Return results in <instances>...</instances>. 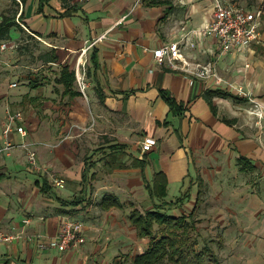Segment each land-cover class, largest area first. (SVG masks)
I'll use <instances>...</instances> for the list:
<instances>
[{"label": "crops", "instance_id": "obj_1", "mask_svg": "<svg viewBox=\"0 0 264 264\" xmlns=\"http://www.w3.org/2000/svg\"><path fill=\"white\" fill-rule=\"evenodd\" d=\"M162 1L50 0L42 12L39 0L24 3L25 24L58 60L27 67L17 96L7 97L0 85V146L13 145L0 157V230L13 236L0 241V264H133L149 239L130 222L131 203L142 212L161 203L149 191L158 172L167 177L166 201L183 197L178 205L191 211L199 199L195 217L203 237L220 229L218 264H264V118L255 111L256 103L264 109V13L251 46L221 53L216 39L200 32L216 0ZM102 34L85 55L87 97L76 78L78 94L63 95L61 66L75 70L81 49ZM171 41L191 66L214 61L221 80L159 63L153 49ZM13 50L1 55L0 80L15 91L19 84H10L23 71ZM160 90L171 92L181 110H172ZM10 103L14 112L24 109L17 124L26 135L15 128L3 135L9 117L3 124L1 107ZM146 136L157 143L144 152ZM107 195L121 206L105 208ZM67 218L82 222L78 246L42 248Z\"/></svg>", "mask_w": 264, "mask_h": 264}, {"label": "built area", "instance_id": "obj_2", "mask_svg": "<svg viewBox=\"0 0 264 264\" xmlns=\"http://www.w3.org/2000/svg\"><path fill=\"white\" fill-rule=\"evenodd\" d=\"M85 1V0H83ZM263 2L264 0H258V4L255 7H247L237 3H225L221 0H216L215 10L210 22L200 28L206 36H212L218 43V48L221 53H227L234 49H244L252 45L254 41L260 36V24L263 16ZM22 13L17 15V22L24 27V29L30 34L38 37L34 34L19 17ZM105 34L100 35L96 39L90 41L84 48L81 49L80 57L75 67V78L79 90L84 97H87L86 87L87 81L83 68L86 63V53L91 49L98 41L102 40ZM18 43L16 41L3 40L0 42V61L2 53L8 49H16ZM153 55L159 63H167L170 68L183 71L188 76L196 79L208 80L215 78L218 81L221 80L218 75V71L215 62L210 60L205 63H195L191 66V62L184 56L181 51L178 41H171L164 43L155 49H153ZM17 82H12L10 86L16 87ZM238 93L247 96L242 88H238ZM256 114L260 118H264V109L259 103H256ZM23 114L21 111L14 112L9 115V122L3 130V135L8 137L9 133L15 128L17 132L22 135H26L27 131L23 125H18V121H21ZM157 141L152 136H146L142 141V150L144 152L149 151L156 145ZM12 143L7 140L3 146H0V157L4 150L11 148ZM23 146H27L24 144ZM29 163L36 165L37 158L36 153L33 150H28ZM54 182L57 185L62 186L63 179L54 177ZM29 219H25L27 223ZM82 229V222L73 218H67L61 222L59 233L49 239L42 241L40 246L42 248H58L61 251L76 248L81 241L80 231ZM13 239L12 235H7L0 230V241H10Z\"/></svg>", "mask_w": 264, "mask_h": 264}, {"label": "trees", "instance_id": "obj_3", "mask_svg": "<svg viewBox=\"0 0 264 264\" xmlns=\"http://www.w3.org/2000/svg\"><path fill=\"white\" fill-rule=\"evenodd\" d=\"M23 1L24 3L26 2V0ZM49 1L50 0H39L38 11L42 12L43 7L45 4H48ZM144 1H146L145 4L147 5L163 2L162 0ZM237 4L240 3L237 2ZM257 4L258 0H255L253 5L246 6L252 8ZM17 25H19V23L16 21L15 15L13 17H2L0 20V42L3 40L17 42V40L11 36L12 29ZM30 35L34 38L32 34ZM40 59L44 62H57L58 55L52 49L42 54ZM91 61L93 64L97 65L95 54L91 56ZM74 81V70H70L68 65L61 66L58 82L63 85V95L74 96L78 94L74 88ZM129 93L131 92L129 91L126 94ZM209 93L229 96V93H224L219 90H211ZM160 94L172 110H181L180 103H177L171 92L160 90ZM241 160L244 159L241 158ZM149 191L151 196L160 199L161 203H155V206L147 209L145 212L140 211L131 203L132 208L129 212L130 222L135 226L138 236L149 239L148 247L143 253L134 257L133 264H189L191 259L192 264H205L207 258H209L212 264H218V254L210 244H204L200 248L198 247V233H201V231L198 229L199 221L196 219L195 214L199 199H197L194 207L188 214H184L183 212L176 215L174 211L171 212L170 206L178 205V201L183 197H178L176 201H166L164 199L167 195V177L163 172H158L154 175V180L149 187ZM199 195L200 193L198 196ZM102 204L105 208L121 206V203L111 195L105 196ZM194 233H196V235H194ZM199 239H201L200 236ZM216 240H218V238H216ZM215 242L217 244V241ZM220 244L221 243H218L217 247H219Z\"/></svg>", "mask_w": 264, "mask_h": 264}, {"label": "rangeland", "instance_id": "obj_4", "mask_svg": "<svg viewBox=\"0 0 264 264\" xmlns=\"http://www.w3.org/2000/svg\"><path fill=\"white\" fill-rule=\"evenodd\" d=\"M234 1H236L240 4H243V5H249V6L253 5L255 2V0H234ZM60 2H61V4L62 3L72 4L75 2V0H60ZM23 3H24L23 0H0V20L4 16L13 17L14 15H15V19H16L17 15L20 13V10L22 8V13H21L19 19H20V21H22L25 24V22L23 20V18H24L23 17V15H24L23 14V10H24V8H23L24 4ZM13 37L17 40L18 46L15 50H13L14 54L11 57L13 58L14 62L19 65L20 70L23 72L21 73L22 76L18 80L19 85H18L17 89H15V91L11 90V88L8 86V83L0 80V85H2V87H6L8 89V91L6 93L7 97H12V96L14 97V96H17L19 94V92L22 90V87H24L25 84L27 83V81L25 79V74L27 73L26 72L27 67H30V66L40 67V66H42L40 56L43 53H45L44 48L42 46V42L33 38L24 29V27H22L20 24L13 28ZM8 68H10V67H8ZM0 70H1V68H0ZM3 71L5 73L6 72L9 73V70L5 71L3 69ZM15 80L16 79H11V81H15ZM10 93H12V94L10 95ZM1 108H3L2 112L5 111V113H6L5 117L3 119L1 118V120L4 124L6 118L9 117L8 114L9 115L12 114L14 112V110L17 109V106H15L14 104L12 105L10 103L8 105H2ZM17 110H19V109H17ZM21 111H24V109L21 108ZM174 189H175L174 187L171 188V190H170L171 194H173ZM200 191L198 192V194L200 193ZM189 192H190V188L187 187L183 190V193L181 195L185 196ZM170 207H171V210L174 209V213H183L184 212V214H188L191 206H186L185 203L183 202V203L179 204L178 206H170ZM219 231H220V229L218 231H216V233H214V234H210V233L207 234L205 237H203L202 234L199 232L198 233V244H199L198 247L200 248L204 244H208V245L210 244L211 247L216 249L217 244L223 242L222 234ZM194 235H196V233H194ZM199 236L201 239H199ZM216 238H218V240H216ZM215 241H217V244ZM191 261H192V259L190 260L189 264H192ZM205 264H212V262H210L209 258H207V261L205 262Z\"/></svg>", "mask_w": 264, "mask_h": 264}]
</instances>
